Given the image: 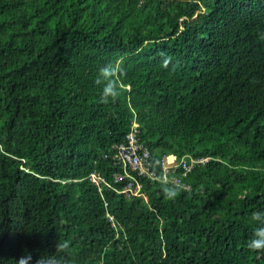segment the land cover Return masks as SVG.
Listing matches in <instances>:
<instances>
[{"label": "trees", "instance_id": "16d2710c", "mask_svg": "<svg viewBox=\"0 0 264 264\" xmlns=\"http://www.w3.org/2000/svg\"><path fill=\"white\" fill-rule=\"evenodd\" d=\"M262 33L264 0H0V257L67 239L76 264H264ZM135 124L158 176L175 156L166 182L113 159Z\"/></svg>", "mask_w": 264, "mask_h": 264}, {"label": "clouds", "instance_id": "9594fccd", "mask_svg": "<svg viewBox=\"0 0 264 264\" xmlns=\"http://www.w3.org/2000/svg\"><path fill=\"white\" fill-rule=\"evenodd\" d=\"M260 38L264 39V33L261 34ZM168 63H170V58L164 61V66L166 67ZM123 71L119 62H110L98 70L94 82L100 88V99L103 103L115 101L120 96L122 84L119 76L123 74ZM162 191L168 200H174L177 198L180 188L176 185H165ZM253 219L257 224L248 242V247L252 250L264 249V210L255 212ZM118 227L116 224V232ZM9 262L11 264H32V255L25 251L18 260L11 261H5L3 257H0V264H9ZM35 264H76L75 259L71 256V241L67 239L58 241L56 252L54 254L45 253Z\"/></svg>", "mask_w": 264, "mask_h": 264}, {"label": "built area", "instance_id": "2783aa9c", "mask_svg": "<svg viewBox=\"0 0 264 264\" xmlns=\"http://www.w3.org/2000/svg\"><path fill=\"white\" fill-rule=\"evenodd\" d=\"M132 131H130L126 136V141L122 144L113 146V149L116 151L113 159L116 160L123 169L124 176L128 177V170L136 172L138 176H145L150 179H158L160 181L166 182L168 180L166 175V170L169 165L174 164L175 157H168L163 161V174L158 176L155 171L152 169V164L150 162V152L147 146L143 144L138 138V125H132ZM207 159L199 160L198 163L204 164ZM123 179V176L120 177V180ZM90 180L96 185H100L101 178L98 174H91ZM174 183L179 185V181L174 179ZM121 193L125 198L131 199L133 197H141L146 200L145 195L142 193V186L140 184L133 185L132 183H127L123 188ZM111 221L112 216L107 215ZM112 226L115 228L116 224L112 221Z\"/></svg>", "mask_w": 264, "mask_h": 264}]
</instances>
